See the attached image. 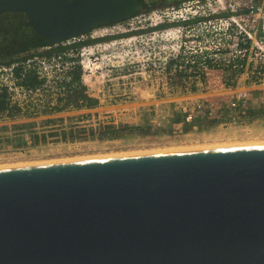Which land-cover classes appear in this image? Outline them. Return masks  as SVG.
<instances>
[{
	"label": "water",
	"instance_id": "95a60500",
	"mask_svg": "<svg viewBox=\"0 0 264 264\" xmlns=\"http://www.w3.org/2000/svg\"><path fill=\"white\" fill-rule=\"evenodd\" d=\"M140 0H0L52 43ZM0 264H264V142L0 166Z\"/></svg>",
	"mask_w": 264,
	"mask_h": 264
},
{
	"label": "built area",
	"instance_id": "2783aa9c",
	"mask_svg": "<svg viewBox=\"0 0 264 264\" xmlns=\"http://www.w3.org/2000/svg\"><path fill=\"white\" fill-rule=\"evenodd\" d=\"M136 17L151 27L132 39L139 36L148 48L159 41L158 56L151 58L148 67L160 69L169 81L173 77L181 80V84L159 91L192 95L190 105L175 106L180 120L171 121L173 132L180 133L184 124L197 119L220 122L225 129L251 130L246 122H255L260 114L264 115V0H183L130 19ZM86 33L45 45L25 58L0 63V93L6 94L9 107L0 112V118L9 116V109L21 116H37L57 105L58 97L65 95L63 81L71 79L78 54L83 57L80 65L84 68L96 48L84 45L79 52L68 49L51 56L39 52L72 44ZM141 51V47L134 49L136 53ZM29 74L41 80V85L31 87L23 83ZM51 83L59 88L55 97L48 96ZM164 84H168L167 80ZM155 119L150 122L153 126L162 125Z\"/></svg>",
	"mask_w": 264,
	"mask_h": 264
},
{
	"label": "rangeland",
	"instance_id": "374dc122",
	"mask_svg": "<svg viewBox=\"0 0 264 264\" xmlns=\"http://www.w3.org/2000/svg\"><path fill=\"white\" fill-rule=\"evenodd\" d=\"M173 1L165 0L164 5H172L174 4ZM151 10L153 9L150 8L149 11ZM150 25L141 17L128 18L115 24L99 26L96 30H90L83 37H80L79 39L91 38V34H93L94 38H102L90 43V45L86 44V46L96 48L95 53L99 52L97 48L112 45L111 40L117 43L104 52L108 58L103 59L101 70L97 68V73L95 70L92 71L93 76L91 78L80 65V60L83 57L79 53L77 58V52L74 51L78 59L74 64L80 70V83L85 85L88 96L96 100L95 106L76 108L75 103H72L61 111H55L52 108L37 116H30L29 114L21 116L18 115L19 112L13 111L12 115L0 118V166L10 165L9 163L13 162L19 164L18 162L27 161H56L64 158L155 150L179 145L185 147L248 140L264 141V124L258 126L256 131L238 128L226 132L189 135H177V132H173L172 129L163 125L177 117L178 113L175 106L179 103L191 104L192 95H182L177 91H159L167 89L165 87L169 89L176 83L181 84V80L175 79L172 75L173 78L169 81L168 78L165 79L161 75L160 69L153 70L148 67L151 58L158 56V40L153 44L156 47L152 45L148 48L145 46V42H141L139 36L132 39L134 38L132 36L140 32L144 33L146 30L144 28H150ZM99 29H107L108 31L103 35L102 33H95ZM130 38L132 40L127 41ZM133 40H136V43ZM119 45L122 48L126 45L128 47L119 50L117 49ZM136 47H141L142 51L134 52ZM128 49L131 51L130 53H128ZM78 50L80 51V48ZM99 56L102 57L101 54ZM117 56H126L123 57L126 60L122 61L123 58ZM118 61L125 62V64ZM165 80L168 84H164ZM58 89L54 83H51L48 96H57L59 94ZM48 118L54 119L52 122L58 124L56 126L59 130L61 127L69 130L71 126H75L73 137L65 140L59 137H47L44 142L32 143L30 132L37 134L53 128L47 125L46 120ZM154 119L161 122L162 125L153 126L150 122H153ZM59 122H63V124H59ZM102 124H127L132 127L117 129V135L114 137H100L97 132L99 125ZM136 127H139L140 130ZM90 128H93L94 134L90 133ZM147 129L148 131H146ZM144 130L146 133L143 132Z\"/></svg>",
	"mask_w": 264,
	"mask_h": 264
},
{
	"label": "trees",
	"instance_id": "16d2710c",
	"mask_svg": "<svg viewBox=\"0 0 264 264\" xmlns=\"http://www.w3.org/2000/svg\"><path fill=\"white\" fill-rule=\"evenodd\" d=\"M142 2L154 3L163 0H140ZM165 1V0H164ZM183 0H174L172 5H178ZM150 8H148L149 10ZM147 10V11H148ZM160 27V26H159ZM102 38H86L79 39L78 41L73 42L67 46L58 45L55 48L50 50H43L39 52L40 55L51 56L55 52L65 51L68 49L76 50L86 44L93 43L94 41L101 40ZM54 43L47 40L39 32H37L30 24L27 15L23 11H2L0 12V63H9L17 57H27L30 55V52L33 50H38L45 45H52ZM66 59H74L66 57ZM72 70V77L69 81H63V84L66 86L64 97H58L57 105L53 107L55 111H61L68 104L75 103L76 108H92L95 106L96 100L91 98L86 93L85 85L80 83V70L78 66L74 67ZM19 71V70H18ZM25 84L35 87L41 85L42 81L38 80L34 75H27L24 79ZM68 93V94H67ZM8 101L6 100V94L0 93V112L8 109ZM13 112L9 109V115H12ZM53 118H48L46 121L47 125L53 127L52 129L43 130L37 134L31 133L32 143L38 144L40 142L46 141L47 137H59L60 139H68L73 137V132L75 131V126H71L69 130L65 127L57 128L58 125L55 122H52ZM179 120V115L175 118ZM63 124V122H59ZM131 128L132 126L124 125H112V124H102L99 125L98 135L100 137L108 136L114 137L117 135L116 130L119 128ZM137 129L139 127H136ZM135 128V129H136ZM84 130V129H83ZM140 130V129H138ZM91 134H94L93 128L89 129ZM148 131V129L146 130ZM144 130L143 132L146 133ZM158 131V130H157Z\"/></svg>",
	"mask_w": 264,
	"mask_h": 264
},
{
	"label": "bare ground",
	"instance_id": "6f19581e",
	"mask_svg": "<svg viewBox=\"0 0 264 264\" xmlns=\"http://www.w3.org/2000/svg\"><path fill=\"white\" fill-rule=\"evenodd\" d=\"M97 28H95V29H93V30H96ZM107 29H99L98 31H96L95 33H102V35L103 34H106L107 33ZM115 45H117V43H115L114 45H105V46H103L101 49L100 48H97V49H99V52L98 53H93V54H91V56H88V58H89V63H87L85 66H84V69H85V71H86V73H88L87 75H88V77H90L91 78V76H93V74H91L92 73V71L93 70H95V73H97L98 72V70L100 69L101 70V68H102V66H103V59H107L108 57H107V55H106V53H104V52H106V50H108V49H110V47H114ZM130 46V45H129ZM126 47H128L127 45L124 47V48H122V46L121 45H119L118 47H117V49H119V50H121V49H125ZM130 49V48H129ZM128 49V53H130L131 51ZM98 51V50H97ZM101 51V52H100ZM114 53V52H113ZM102 55V57H100L99 55ZM99 57H98V56ZM95 56V57H94ZM117 57H119V58H123V57H126V56H117ZM109 60V59H108ZM124 60H126V58H123V60L122 61H124ZM119 63H122V64H125V62H120V61H118ZM97 68H98V70H97ZM86 75V76H87ZM260 142H264L263 140H248V141H244V142H228V143H216V144H203V145H193V146H175V147H168V148H159V149H155V150H153V149H148V150H142V151H127V152H122V153H111V154H104V155H98V156H112V155H122V154H132V153H141V152H151V151H157V150H171V149H184V148H195V147H205V146H218V145H232V144H246V143H260ZM96 155H93V156H91V157H95ZM85 158V157H90V155L89 156H82V157H77V158ZM76 158V157H75ZM75 158H64V159H59V160H67V159H75ZM59 160H56V161H59ZM46 161H48V162H51V161H49V160H43V161H32V162H18L19 164H16V163H9L10 165H5V166H12L13 164H15V165H23V164H32L33 162H37V163H41V162H46Z\"/></svg>",
	"mask_w": 264,
	"mask_h": 264
},
{
	"label": "crops",
	"instance_id": "0c3cea01",
	"mask_svg": "<svg viewBox=\"0 0 264 264\" xmlns=\"http://www.w3.org/2000/svg\"><path fill=\"white\" fill-rule=\"evenodd\" d=\"M259 116H260V118H258L257 120L260 121L261 119H264V115L263 114H260ZM179 120H180V117H179ZM179 120H176V121H179ZM257 120L255 122H251V120L246 122V124H248L247 125L248 128L250 127L251 129H254L255 131L258 130V126L263 125L264 124V120L262 122H259ZM172 123L173 122H165V124H163V125L167 126L169 129H171L172 128ZM211 124H217V126H218L217 128L218 129H222V130L225 129V128H222V126L220 125V122H201L199 119L195 120V122L184 124V126H193V127L196 128L197 126L205 127V126H209ZM237 129L238 128H236V127H228V128L225 129V131H231V130H237Z\"/></svg>",
	"mask_w": 264,
	"mask_h": 264
},
{
	"label": "flooded vegetation",
	"instance_id": "af4514ba",
	"mask_svg": "<svg viewBox=\"0 0 264 264\" xmlns=\"http://www.w3.org/2000/svg\"><path fill=\"white\" fill-rule=\"evenodd\" d=\"M212 122V121H207ZM217 124H211L209 126H197L196 128L193 126H184L183 130L177 135H189V134H200V133H210V132H226L225 129H218Z\"/></svg>",
	"mask_w": 264,
	"mask_h": 264
}]
</instances>
